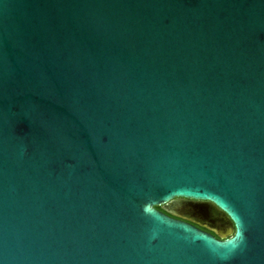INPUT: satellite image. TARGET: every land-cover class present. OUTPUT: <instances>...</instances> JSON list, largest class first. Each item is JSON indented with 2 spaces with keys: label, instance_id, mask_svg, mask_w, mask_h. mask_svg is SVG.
Listing matches in <instances>:
<instances>
[{
  "label": "water",
  "instance_id": "water-1",
  "mask_svg": "<svg viewBox=\"0 0 264 264\" xmlns=\"http://www.w3.org/2000/svg\"><path fill=\"white\" fill-rule=\"evenodd\" d=\"M0 264H264V0H0Z\"/></svg>",
  "mask_w": 264,
  "mask_h": 264
},
{
  "label": "trees",
  "instance_id": "trees-1",
  "mask_svg": "<svg viewBox=\"0 0 264 264\" xmlns=\"http://www.w3.org/2000/svg\"><path fill=\"white\" fill-rule=\"evenodd\" d=\"M158 210H162L161 207H156ZM213 234V233H212Z\"/></svg>",
  "mask_w": 264,
  "mask_h": 264
},
{
  "label": "flooded vegetation",
  "instance_id": "flooded-vegetation-1",
  "mask_svg": "<svg viewBox=\"0 0 264 264\" xmlns=\"http://www.w3.org/2000/svg\"><path fill=\"white\" fill-rule=\"evenodd\" d=\"M204 231H206V232H210L209 230H206V229H203ZM211 233V232H210Z\"/></svg>",
  "mask_w": 264,
  "mask_h": 264
}]
</instances>
